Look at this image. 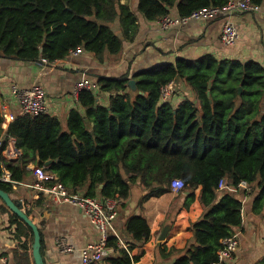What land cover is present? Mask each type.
<instances>
[{"label": "trees", "instance_id": "1", "mask_svg": "<svg viewBox=\"0 0 264 264\" xmlns=\"http://www.w3.org/2000/svg\"><path fill=\"white\" fill-rule=\"evenodd\" d=\"M122 1L0 0V58L52 64L78 48L100 61L106 54L117 57L138 34V17ZM229 1L139 0L138 9L147 21L157 22L174 8L179 16L187 17ZM263 2L253 0L258 6ZM117 21L122 36L113 30ZM96 77L92 89L79 93V107L70 110L66 129L58 117L47 113L20 115L10 124L8 135L16 139L22 154L17 162H9L3 154L6 142L1 147L0 189L11 196L14 187L29 177L27 168L36 156L41 160L39 167L56 175L70 192L116 198L122 205L136 184L146 192L141 207L151 197L172 192V182L180 179L185 190L175 204L183 200V208L189 209L198 199L203 215L189 226L195 243L172 264L215 263L221 241L242 225L244 207L235 192L218 191L220 181L226 179L239 192L240 183L248 182L251 190L243 191L257 193L253 212H264V67L213 56L179 59L137 73L135 93L128 74ZM178 79L191 86L196 102L187 98L175 108L171 100L162 101V87ZM99 92L111 94L108 106L98 102ZM2 124L0 109V135ZM48 161L53 163L46 166ZM7 171L10 182L2 180ZM23 207L30 216L32 209L24 203ZM0 212L9 214L18 239H34L33 229L1 198ZM126 234L142 246L152 231L144 216L134 215L126 222ZM119 242L110 236L108 246L119 253L118 258H111L114 264L140 260L131 256L133 246L127 250ZM21 247L27 252L18 264H31L27 244ZM175 247L167 253L168 247L161 245L160 251L169 256Z\"/></svg>", "mask_w": 264, "mask_h": 264}, {"label": "crops", "instance_id": "2", "mask_svg": "<svg viewBox=\"0 0 264 264\" xmlns=\"http://www.w3.org/2000/svg\"><path fill=\"white\" fill-rule=\"evenodd\" d=\"M122 4L129 5L138 17V34L133 43H125L124 50L117 57L106 54L100 61L95 55L84 51L52 64L0 58V109L5 107L7 114L14 118L20 116V104L13 95L12 87L41 85L46 92L47 114L58 117L66 129L70 110L79 107L74 89L83 78H88L94 84L97 75L121 77L128 74L130 81L135 80L138 86L135 75L142 70L175 63L179 59L197 61L205 56H213L219 61L235 60L242 64L255 62L264 67V2L258 11L233 15L231 22L237 26L239 38L231 46H225L221 41L224 20L220 17L213 21L191 20L182 26L161 30L158 21L149 22L140 14L139 0H124ZM170 16L180 17L177 8L172 10ZM113 30L122 36L119 21L113 24ZM175 82V94L171 99L175 108L187 98L196 102V94L187 82L179 79ZM137 91L138 87L132 90L134 93ZM110 97V93L99 92L98 102L108 106ZM3 121L2 128L7 129L4 131L7 133L12 122L9 119ZM4 157L7 160L5 154ZM38 157L27 168L30 171L27 180L14 187L11 197L32 209L30 217L41 233V253L45 264H82V249L98 244L101 234L80 208L67 203H55L33 187L37 181L34 169L39 167L36 165ZM18 159L9 162H17ZM226 190L240 195L239 199L244 204L242 225L234 231L240 245L234 259L227 264H264V234L257 236L255 233L258 226L264 227V212H253L257 193L251 194L243 189L239 192L229 186L224 193ZM199 192L200 189L196 191L197 196ZM144 195L146 192L141 185L132 187L130 196L119 208V215L110 233L119 238L120 248L128 250L134 247L131 256L140 257L134 264H172L195 243L189 226L202 217L203 208L198 199L189 209L183 208V200L175 204L178 193L173 190L159 197H151L140 207ZM134 215L144 216L152 231L150 240L142 246L135 244L126 234V222ZM166 226H170L167 238L161 240ZM59 238H64L73 247V252L62 253L57 246ZM23 242L27 244L30 263L35 264L34 239L31 236L18 239L16 226L11 225L9 214L0 212V264H18L19 257L27 252L21 247ZM161 245L168 247L167 253L172 245L176 247L169 256H165L160 251ZM118 257L119 253L113 250L107 259L98 264H114L112 259Z\"/></svg>", "mask_w": 264, "mask_h": 264}, {"label": "built area", "instance_id": "3", "mask_svg": "<svg viewBox=\"0 0 264 264\" xmlns=\"http://www.w3.org/2000/svg\"><path fill=\"white\" fill-rule=\"evenodd\" d=\"M259 6L253 3V0H230L222 7H208L195 11L187 17H172L165 16L158 20L161 30H169L177 26L187 24L191 20H207L213 21L217 18L224 20V25L221 34V41L225 46L234 45L238 38V29L231 22V18L238 12H254L258 11ZM83 53L81 48L74 50L70 56H77ZM42 64V63H40ZM43 64H49L46 60ZM176 82L172 81L168 85L162 87V101H170L175 94ZM93 88L92 82L88 78H83L78 82L74 89V96L78 99L79 93L83 90ZM13 95L20 104V115L22 116H40L48 111L46 103V92L41 85H34L31 88H21L18 85L12 87ZM3 120L9 119L13 122L16 118L8 115L5 107L1 108ZM4 123V121H3ZM3 127V124H2ZM7 129H3L0 135V149L6 142V147L3 154L6 155L8 161H15L21 156L20 150L16 147V139L9 136ZM36 183L33 186L39 193H43L55 203H67L77 208H80L85 216L90 220L92 225L100 232L101 240L96 245L86 246L82 249V264H98L108 258L113 252V248L108 246L111 236L110 231L113 229V224L119 215V208L122 201L116 198H94L85 196L79 192L72 193L69 189L58 181L56 175L47 171L45 167H36L34 169ZM3 181L10 182V173L7 171L2 178ZM229 184L226 179H222L218 186V191H224ZM172 190L180 193L185 190V184L182 180L176 179L171 184ZM239 189L251 190L248 182L242 181L238 186ZM221 248L218 251V260L213 264H227L234 259L240 242L237 236L233 235L221 241ZM57 246L62 253L68 254L73 252V247L70 246L64 238L57 239Z\"/></svg>", "mask_w": 264, "mask_h": 264}, {"label": "water", "instance_id": "4", "mask_svg": "<svg viewBox=\"0 0 264 264\" xmlns=\"http://www.w3.org/2000/svg\"><path fill=\"white\" fill-rule=\"evenodd\" d=\"M36 64H40V63H36ZM129 86L132 90H136L137 89L136 81L131 80L129 82ZM40 162H41L40 157H38L36 165L39 166ZM52 163H53L52 161H48L45 163V165L49 166ZM0 198L13 214L17 215L21 220H23L27 225H29L33 229L34 232L33 257L35 260V264H45L41 253L42 243H41L40 230L38 226L35 224L34 220L25 213L23 203L16 202L8 193H6L1 189H0ZM169 229L170 226H166L164 228L162 232L161 240H165L167 238Z\"/></svg>", "mask_w": 264, "mask_h": 264}, {"label": "rangeland", "instance_id": "5", "mask_svg": "<svg viewBox=\"0 0 264 264\" xmlns=\"http://www.w3.org/2000/svg\"><path fill=\"white\" fill-rule=\"evenodd\" d=\"M241 88V89H240ZM238 90H239V93H241L242 92V90H243V88L240 86L239 88H238ZM254 191L256 192L257 191V189L254 187ZM178 197H181V198H183V195H184V192H180V193H178ZM235 196L236 197H240V195H238V194H235ZM235 230V229H234ZM256 234H257V236H259V235H263L264 234V227L263 228H261V227H257L256 228V232H255Z\"/></svg>", "mask_w": 264, "mask_h": 264}]
</instances>
